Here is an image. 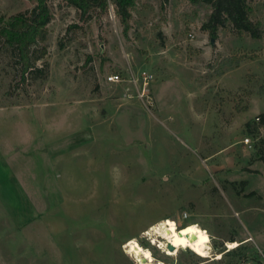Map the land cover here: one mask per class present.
Listing matches in <instances>:
<instances>
[{"label":"rangeland","instance_id":"374dc122","mask_svg":"<svg viewBox=\"0 0 264 264\" xmlns=\"http://www.w3.org/2000/svg\"><path fill=\"white\" fill-rule=\"evenodd\" d=\"M109 2L47 0L36 74L0 42V264H140L129 240L148 264H264V36L211 37L192 0H137L125 33ZM248 5L264 29V0ZM166 218L208 230L210 255L170 254L147 234Z\"/></svg>","mask_w":264,"mask_h":264},{"label":"trees","instance_id":"16d2710c","mask_svg":"<svg viewBox=\"0 0 264 264\" xmlns=\"http://www.w3.org/2000/svg\"><path fill=\"white\" fill-rule=\"evenodd\" d=\"M74 6L83 16L90 15L94 10L100 14L109 12V0H66ZM196 4H207L211 12L203 23L202 29L216 37L220 28L231 22L237 33H247L252 38L260 39L264 36V29L251 17L248 0H192ZM137 0H111L114 11L124 32L131 28L133 10ZM90 18V16H88ZM53 19L47 0H39L32 10L10 17L0 14V42L10 44L17 51L19 62L24 73L36 74L40 68L36 62L47 54L43 46L38 51L34 46L45 43L48 39V24ZM251 125V123L249 124ZM258 159L264 161V153L258 152Z\"/></svg>","mask_w":264,"mask_h":264},{"label":"bare ground","instance_id":"6f19581e","mask_svg":"<svg viewBox=\"0 0 264 264\" xmlns=\"http://www.w3.org/2000/svg\"><path fill=\"white\" fill-rule=\"evenodd\" d=\"M151 231L159 234L168 246L173 247V249L168 251L172 255L182 248H189L195 254L202 257H208L211 253V237L209 231L195 222L180 227L174 219L166 218L162 223L151 226L147 234ZM160 245L165 246L166 244L162 242ZM238 245L239 242L237 241H229L228 244L230 248H235ZM125 247L129 248V253H131L140 264H148L156 260L150 249L143 247L135 240H129ZM218 257H221L220 253Z\"/></svg>","mask_w":264,"mask_h":264},{"label":"built area","instance_id":"2783aa9c","mask_svg":"<svg viewBox=\"0 0 264 264\" xmlns=\"http://www.w3.org/2000/svg\"><path fill=\"white\" fill-rule=\"evenodd\" d=\"M144 78L146 79V84H147L149 76L147 74H145ZM109 80L112 82H118L121 80V78L118 74H113V75L109 76ZM259 119H260V117L257 118V120H259ZM244 142L249 144V138L248 137L245 138ZM247 264H250V263H247Z\"/></svg>","mask_w":264,"mask_h":264},{"label":"water","instance_id":"95a60500","mask_svg":"<svg viewBox=\"0 0 264 264\" xmlns=\"http://www.w3.org/2000/svg\"><path fill=\"white\" fill-rule=\"evenodd\" d=\"M169 248H170V249H173V247H172V246H169Z\"/></svg>","mask_w":264,"mask_h":264}]
</instances>
